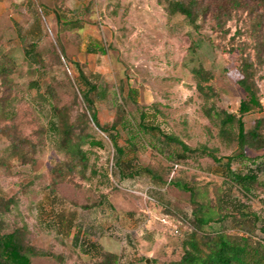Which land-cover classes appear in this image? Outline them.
<instances>
[{
	"label": "rangeland",
	"instance_id": "1",
	"mask_svg": "<svg viewBox=\"0 0 264 264\" xmlns=\"http://www.w3.org/2000/svg\"><path fill=\"white\" fill-rule=\"evenodd\" d=\"M199 1L191 20L168 11L167 0H0V61L13 62L0 77V224L5 232L21 229L35 249L32 264H99L109 252L115 264L180 259L197 203L173 180L194 187L208 211L230 213L204 230L264 241L262 222L235 208L243 202L264 216V148L245 149L255 162L239 156L216 113H238L246 97L238 82L245 53L260 61L263 104L245 115L246 128L264 117V6ZM200 4H209L207 11ZM75 62L99 84L93 97L103 125L116 120L120 106L134 122L147 110L163 133L207 146L220 160L199 152L180 158L181 147L157 132L132 143L121 129L118 165L109 133L87 109ZM52 105L74 123L83 160L62 144ZM228 156L232 169L258 174L251 192L228 179Z\"/></svg>",
	"mask_w": 264,
	"mask_h": 264
},
{
	"label": "trees",
	"instance_id": "2",
	"mask_svg": "<svg viewBox=\"0 0 264 264\" xmlns=\"http://www.w3.org/2000/svg\"><path fill=\"white\" fill-rule=\"evenodd\" d=\"M226 1L228 0H225V2ZM229 1L240 3L241 0ZM254 1L264 6V0ZM199 3V0H167L166 8L170 12H179L186 15L189 19L194 20ZM218 4L224 7L223 1L218 0ZM200 6H204V10L207 11L209 4H200L199 7ZM30 47L26 51L28 56L31 55L34 45ZM93 48L105 52V49L99 44H95ZM75 64L79 70V83L82 87V96L87 104V109L90 111L92 120L95 124L103 131L109 133L117 151L116 163H118V165L121 164V158L125 151L119 144L121 129L128 132L132 143L136 138L141 136L143 132H157L181 147L182 151L179 153L180 158H186L191 152H199L200 154L211 156L214 160H220L215 152L207 146L193 148L179 137L163 133L159 126L148 122L147 110H141L139 122H134L128 112L120 106L116 120L110 125H103L99 120L93 97V94L99 90V84L90 80L89 76L81 68L79 62H75ZM239 64L242 77L238 82L245 90L246 97L241 100L238 113L226 109H220L216 113L221 120L222 135L232 134L241 150L238 155L251 158L255 162L256 160L254 158L245 154V149L247 147L257 149L264 148V117L258 118L254 127L251 129L246 128L244 117L247 113L261 109L263 106L258 84L260 61H254L250 55L242 53L239 57ZM12 67V61H0V77L3 78V74H8L6 73L7 70ZM135 93H137L135 88L129 89L131 97H133ZM52 108L54 113L53 116L56 118L53 122L54 128H57L58 132L62 135V144L68 148V151H70L74 158L83 160L86 156L81 143L77 140H72V133L75 127L74 123L65 116V112L61 107L52 105ZM93 140L92 138L90 140L92 144L96 142L97 144L101 143L100 141ZM232 159L231 156H228V179L238 184L246 192H251L254 186L259 183L258 174L252 170L242 173L232 169L230 166ZM178 168L179 166L176 167L174 164V169L177 170ZM144 171L153 173L152 169L149 167H145ZM173 183L190 191L193 200L197 203L195 210L197 222L186 235L182 256L171 264H264L263 240H255L251 234H247L248 232L234 235L222 229H213L211 231L204 230V227L211 222L223 220L225 217L229 216L230 213L208 211L206 204L196 199L197 192L194 187L187 183H181L178 180H173ZM235 208L240 210L241 215L252 221L253 224H257L261 221L262 225L259 228L264 232V216L250 209L249 206L243 202L236 204ZM177 227L178 231L181 232V223L178 224ZM34 253V247L26 243L21 229L18 228L13 231L5 232L0 224V264H32V255ZM106 257L107 261L100 262L99 264H115V260L117 259L116 253H106Z\"/></svg>",
	"mask_w": 264,
	"mask_h": 264
},
{
	"label": "water",
	"instance_id": "3",
	"mask_svg": "<svg viewBox=\"0 0 264 264\" xmlns=\"http://www.w3.org/2000/svg\"><path fill=\"white\" fill-rule=\"evenodd\" d=\"M146 261H147V263L149 264L150 259H147Z\"/></svg>",
	"mask_w": 264,
	"mask_h": 264
},
{
	"label": "built area",
	"instance_id": "4",
	"mask_svg": "<svg viewBox=\"0 0 264 264\" xmlns=\"http://www.w3.org/2000/svg\"><path fill=\"white\" fill-rule=\"evenodd\" d=\"M175 166L177 167V166H179V164H175Z\"/></svg>",
	"mask_w": 264,
	"mask_h": 264
}]
</instances>
